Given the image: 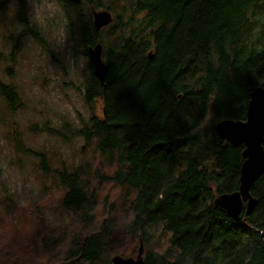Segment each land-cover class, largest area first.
<instances>
[{
	"label": "trees",
	"instance_id": "obj_1",
	"mask_svg": "<svg viewBox=\"0 0 264 264\" xmlns=\"http://www.w3.org/2000/svg\"><path fill=\"white\" fill-rule=\"evenodd\" d=\"M62 2L77 56L99 42L108 65L101 82L88 62L89 114L74 129L100 163L52 158L15 139L42 185L28 178L14 193L2 176L0 210L17 217L19 201L53 194L69 219L56 228L38 206L30 253L46 264H112L142 241L144 264H264V173L250 187L249 213L235 219L214 203L238 190L244 161V145L220 138L216 124L244 120L250 93L264 87V0ZM93 8L113 21L97 30ZM0 99L11 110L23 105L1 79ZM30 130L67 140L48 121Z\"/></svg>",
	"mask_w": 264,
	"mask_h": 264
},
{
	"label": "rangeland",
	"instance_id": "obj_2",
	"mask_svg": "<svg viewBox=\"0 0 264 264\" xmlns=\"http://www.w3.org/2000/svg\"><path fill=\"white\" fill-rule=\"evenodd\" d=\"M70 43L76 53V47L72 41ZM19 49L20 44L17 42L14 51L18 52ZM51 56L52 61L63 68L61 59L54 53ZM79 59L86 65L83 72L74 76H69L65 72L55 81L51 77H45L25 83L15 73L13 67L0 70V79L3 82L5 77L11 79L13 81L11 85L16 88L23 101L22 107L11 110L6 106V102L4 103L0 99V180H3L1 177L8 173L10 176L18 177L17 183L20 186L28 178L33 181L34 186L42 185L40 184L42 177L33 167V157L18 152L15 147V139H21L24 145L34 149L46 151L52 158H55L57 154H62L67 161L78 163L87 160L90 165L100 163V158L95 153V145L93 143L86 145L85 140L74 133V129L81 124L82 118L85 120L89 114V107L84 102L81 91L82 82L88 72L89 58L79 56ZM13 60H15V56H13ZM36 85H39L41 90L47 94L46 98L33 100L25 95V88ZM45 121H48L50 126L61 127L67 135V140H64L60 135H49L40 130L39 132L30 130L32 124L37 123L40 126ZM5 163L7 167H4ZM19 187L13 192L21 190L22 186ZM104 193L110 198L113 197V189L110 187ZM56 197L51 194L49 198L41 201L42 203L39 202L38 205L35 203L30 205L28 201H24L23 205L13 206L11 211L17 213V217L0 210V258L2 257V264H6V262L8 264H46V259L44 260L42 256H34L30 253L29 249L31 248L27 239H30V235L34 236L32 230L35 228L32 220L38 217V206H41V210L45 209L50 225L58 228L59 225L65 226L69 223L67 215L59 207L53 206L56 204L53 202ZM45 202L48 204L43 205ZM30 206H32L31 210ZM19 210L21 213H18ZM138 248L132 255L133 257L137 254Z\"/></svg>",
	"mask_w": 264,
	"mask_h": 264
},
{
	"label": "clouds",
	"instance_id": "obj_3",
	"mask_svg": "<svg viewBox=\"0 0 264 264\" xmlns=\"http://www.w3.org/2000/svg\"><path fill=\"white\" fill-rule=\"evenodd\" d=\"M71 24L62 0H0V70L13 67L25 83L45 77L55 81L65 72L69 76L83 72L86 65L70 43ZM17 42L20 49L15 52ZM53 53L63 68L52 61ZM4 83L13 81L5 77ZM25 95L33 100L47 96L39 85L25 88ZM4 178L11 190L18 188L17 176L6 173Z\"/></svg>",
	"mask_w": 264,
	"mask_h": 264
},
{
	"label": "water",
	"instance_id": "obj_4",
	"mask_svg": "<svg viewBox=\"0 0 264 264\" xmlns=\"http://www.w3.org/2000/svg\"><path fill=\"white\" fill-rule=\"evenodd\" d=\"M81 2V0H71ZM93 24L97 30L109 25L113 15L109 10L92 9ZM92 63L93 73L103 82L108 65L102 58V45L97 43L87 50ZM216 131L220 138L233 145H244L242 155L244 161L240 168V184L236 191L219 194L214 203L224 208L231 217L238 219L242 211L249 213L254 207L256 199L250 193L253 182L264 173V87L258 86L250 93V99L244 120L224 119L216 124ZM144 246L140 241L135 257L114 255L112 264H144Z\"/></svg>",
	"mask_w": 264,
	"mask_h": 264
}]
</instances>
